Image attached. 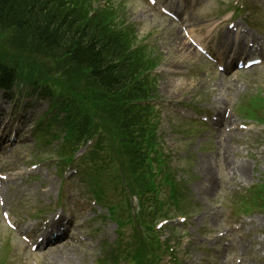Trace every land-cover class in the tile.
Listing matches in <instances>:
<instances>
[{"label": "rangeland", "instance_id": "1", "mask_svg": "<svg viewBox=\"0 0 264 264\" xmlns=\"http://www.w3.org/2000/svg\"><path fill=\"white\" fill-rule=\"evenodd\" d=\"M100 3L103 2V0H99ZM223 0H213L212 2H209L205 9L201 13L200 19H206L210 20L212 17H214V11L216 5ZM228 2H231L234 4L235 0H226ZM128 4V9L126 13L128 15H124L121 12V9L119 7L120 0L119 2L115 5L116 8V15L119 16L116 18L117 24L122 23L123 20H127V16L131 17L132 22H135V29L136 31L138 30L139 32L137 33L138 38H149L148 35L152 36V39L157 41L159 43V46L161 50L163 51L162 53V65L163 66H172L173 62H175V65H179L181 67H189L191 71V75H195L199 70L205 73H208V76L210 78H213V81H220L223 79L221 76H217L214 74L213 71H208V67L206 66H200V62L198 61V58L196 57L193 59V57L190 54L183 53L180 47L181 41H178L177 38H175V32L178 31L179 29L172 25L170 22H164L162 19L158 18L155 14L150 12L147 8H145L139 0H126ZM97 5V4H96ZM202 9V8H201ZM229 9L227 10V12ZM139 12H142V15L144 16L142 19H140L139 15H137ZM233 11H229L228 14H231ZM152 17L154 19H152ZM218 17H221L219 15ZM159 21V25L161 30L163 31V37H154V30L152 32H149L150 30V25L154 28L153 21ZM139 22V23H138ZM147 24V25H146ZM183 36V34H181ZM184 37V36H183ZM159 38V40H158ZM185 38V37H184ZM40 66L43 65V63H39ZM216 71V70H214ZM230 78V82L228 83V86L232 88V92L230 93L229 96L224 95L222 97V102L227 104L226 107H233L234 112L236 114L238 106L241 104L242 99L248 94L247 91L254 90L257 87H262L263 88V93H264V71L259 70L257 72H253L251 74H243L238 77L234 76H228ZM63 81L65 79H62ZM232 84H245L247 85V88L243 92H238L232 87ZM180 85V86H179ZM175 82L172 79H161L160 82V91L161 94H168V96L172 97H181L185 96L186 99H188L191 103H196L198 100H203L204 102H207L209 100L213 99H218V91H215L213 89H206V87H203L202 91L199 93L195 92L192 89H188V87L182 83ZM58 94L62 95L63 93L66 94V92L63 90V88H58L57 89ZM57 98L63 99L64 97L62 96H57ZM0 104H1V96H0ZM73 106L76 107L77 104L73 103ZM39 113H44L47 111L49 114L50 112H53V110H57L61 112L62 116L65 115V112L68 111V109L64 108V106L59 102L56 104L55 102H50V99L45 100L44 104L40 107H38ZM81 112L83 114H86L87 111L85 108L81 109ZM236 118H239L238 121L240 123H243V120L237 116ZM244 126V125H243ZM246 129H242L241 132L245 133L248 138L251 141H254L255 139L260 137L261 134V127L256 125V124H250L249 126H246ZM203 126H197L195 128V142L193 143V149L190 150V152H186L185 154L178 155V157L181 159L180 161L178 160V163L182 165L183 161H189L191 163L190 167V175L188 176L189 179L191 180L190 184L188 185L189 189L191 187L192 193H194L196 196L201 195L203 202L200 203H195L194 200L192 203L189 204L188 210L191 213L197 212V216L195 217V220H198V223L200 224L203 220H207L208 224L211 228L210 222L218 223V220H224L225 219V212L228 207L226 203V197H229L232 193L230 192L231 189L235 185H238L234 181V174L233 171L224 169L222 167V160L220 159V165L222 167L220 179L215 178L212 176V182L209 183L204 181V175L199 172L198 170V162L205 156H212L216 158L214 155V150L221 148L224 152L228 151L236 145H232L231 143L223 142L220 141L218 134L212 130L211 127H207L203 129ZM61 138L60 142L66 141L69 139L68 136H72L73 133H71L67 128H63L62 126L59 127ZM215 136L214 140H212L213 144L206 149L202 147L204 146L205 142L208 141V138L211 136ZM56 138V137H55ZM55 138H51L50 141H47V143H44L41 145V147L37 150L36 155L38 157H43L47 151L50 148H54L56 144H58V140H55ZM193 140V141H194ZM192 141V142H193ZM31 147L33 148V142L31 143ZM241 148H244L248 151V148L246 145H241ZM259 163L254 160V159H249V162L247 163L248 165V172L250 174V177L247 179L248 181H258L256 177V172L258 170V165ZM38 177L36 180H31L30 183L27 184H20L22 187V191L24 192V196L21 197V200L19 202V206L15 205L13 201H9L8 206L11 207V213L14 214H28L30 211H26L25 207L31 206L37 196L39 200L42 202L43 200H49L52 198V193L50 191H44L43 187L46 185L50 186H56L59 185L57 173L53 168L51 169H46V168H38ZM34 178L31 177V179ZM14 188L15 186H11ZM209 188V189H208ZM85 190V189H84ZM204 194H202V193ZM206 193V194H205ZM82 197V195L80 196ZM207 200H212L216 205H218L221 208V214L219 217L213 218L208 217L205 215L204 210L207 208ZM18 208H20L22 211H20ZM81 215H78V217H81L85 220L91 219L95 217L91 212L84 211L83 209L81 210ZM264 219V218H262ZM105 222H107L105 220ZM3 226V223L0 221V227ZM114 227L113 224H109L107 228L103 227L101 233L99 234V237H107V238H113L114 233L112 231V228ZM77 233L84 236L85 240L89 242V245H83L81 247H73L71 245H67L65 248L61 249L60 252H67L68 253V258L70 259V264H75L74 262V256L72 257V254L74 252H79L80 250L83 252H88V258L84 260V264H97L98 258L101 256V252L98 250L99 247L95 248L97 246L98 239L97 238H92L88 234L87 229L85 228H80L77 227ZM181 235V232L177 234V236ZM0 249L1 246L5 243V239L9 237V235L0 228ZM110 241V239H108ZM216 243L218 244L217 240ZM11 244H12V251H15V249L19 250L21 247V252L20 253H25L28 252L25 248V246L18 240H15L11 238ZM208 249L213 250L216 245H210L207 243ZM261 255V252H258ZM41 257V256H40ZM81 257V256H79ZM43 264H62L61 262L55 263L52 260V253L48 254L43 258ZM65 264V263H63Z\"/></svg>", "mask_w": 264, "mask_h": 264}, {"label": "trees", "instance_id": "2", "mask_svg": "<svg viewBox=\"0 0 264 264\" xmlns=\"http://www.w3.org/2000/svg\"><path fill=\"white\" fill-rule=\"evenodd\" d=\"M70 15L73 14H64V11H57L52 15H41L36 11V5L31 0H0V24L6 27L28 25L33 30L34 40L42 47L57 51L79 67L93 64L95 71L93 70L92 78L101 88L111 93L125 95L122 88L118 86L120 81L116 79L113 71L117 67L115 61L124 53L121 39L119 37H114L112 40L102 38L100 43H97L96 35L94 36L87 24H81L74 16L70 18ZM69 68L66 65L62 70ZM71 72L72 69L66 71V74ZM17 74L19 72L16 69L8 71L0 66V75L4 81L2 85L6 88L11 87L9 84L15 80ZM34 84L39 85L36 81ZM39 93L42 97L52 94L50 87L46 84L40 87ZM135 94L128 92L126 95L131 99ZM68 118L72 120L76 116L69 112ZM77 130L81 134L85 133L86 124L80 123Z\"/></svg>", "mask_w": 264, "mask_h": 264}, {"label": "bare ground", "instance_id": "3", "mask_svg": "<svg viewBox=\"0 0 264 264\" xmlns=\"http://www.w3.org/2000/svg\"><path fill=\"white\" fill-rule=\"evenodd\" d=\"M139 18L142 19V15H140ZM181 45L183 46V48H184V50L186 52H188V53H194L193 56L196 55L195 52H194V50L190 46H188V45H186L184 43H181ZM199 89H200V87H199ZM232 118L233 117H230L229 119H232ZM228 125H231V124H228ZM225 134L230 137V141L232 142V141H234L236 139L237 130H234V131H231V132H225ZM238 149L240 150L241 148H238ZM204 162L205 161H203L202 163H204ZM239 162H240L239 164H237V165L234 166V167H236V169L234 170V172H240V174L247 175L248 174V170L245 167V164L246 163H244L241 158H239ZM230 164H231V162H230ZM214 171H215V168L211 164H207L206 167L204 168V172H205L206 176L210 175V173H212ZM53 258H55L57 261L59 259H62L65 262H69L68 256L66 254H63L62 252H53Z\"/></svg>", "mask_w": 264, "mask_h": 264}]
</instances>
